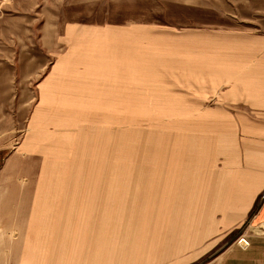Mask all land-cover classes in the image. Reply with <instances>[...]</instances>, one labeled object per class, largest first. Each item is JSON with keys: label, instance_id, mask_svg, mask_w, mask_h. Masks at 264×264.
I'll return each instance as SVG.
<instances>
[{"label": "crops", "instance_id": "1", "mask_svg": "<svg viewBox=\"0 0 264 264\" xmlns=\"http://www.w3.org/2000/svg\"><path fill=\"white\" fill-rule=\"evenodd\" d=\"M90 32L68 29L76 40L90 36L80 56L64 62L87 68L78 76L55 72L56 59L0 168V243H20L17 264H129L135 200L141 211L130 230L137 242L130 264H197L243 225L263 231L249 236V249L233 243L208 264H264V201L257 208L264 192V36L201 33L199 58L164 68L154 59L130 61L132 48L110 43L123 39V30L110 31L113 38ZM210 98L215 106L206 105ZM130 113L198 115L184 116V125L199 131L201 147L199 155L173 158L168 170L153 166L150 185L135 196L127 186Z\"/></svg>", "mask_w": 264, "mask_h": 264}, {"label": "rangeland", "instance_id": "2", "mask_svg": "<svg viewBox=\"0 0 264 264\" xmlns=\"http://www.w3.org/2000/svg\"><path fill=\"white\" fill-rule=\"evenodd\" d=\"M71 27L81 28L85 33L123 30V39L110 40V43L132 48L126 53L127 57H133L130 61L142 59L150 63L154 59L167 68L163 64L183 65L188 58H199L201 33L208 39L218 33L264 36V0H0V168L20 142L39 100L38 84L56 59L60 57L55 72H70L76 76L85 72L87 66L81 70L78 64L75 71L63 59L77 58L78 52L89 43L85 36L90 35L77 36L76 40L68 34ZM115 35L110 32L104 37ZM189 48L191 52L187 54ZM167 100L161 99L165 102L160 105H167ZM46 101L47 94L42 91V104ZM217 102L216 98H210L206 105L215 106ZM39 115L40 108L33 118L34 123ZM184 116L194 119L198 115L128 114L129 195L135 196L136 188L142 184L150 185V172L156 164L168 170L173 158H182L185 153L199 155V131L187 130ZM178 165L180 160L172 166V173L176 174ZM251 196L246 195V199L250 201ZM246 201L244 210L249 203ZM263 201L264 192L257 201V208ZM139 205L135 200L129 203L133 206L128 210L129 264L137 243L130 230L136 228ZM254 231L262 233L263 229L249 231L246 225L241 226L197 264L216 260L233 243L241 249H249V236ZM242 238L245 241L239 244ZM19 249L20 243H0V264H17Z\"/></svg>", "mask_w": 264, "mask_h": 264}, {"label": "built area", "instance_id": "3", "mask_svg": "<svg viewBox=\"0 0 264 264\" xmlns=\"http://www.w3.org/2000/svg\"><path fill=\"white\" fill-rule=\"evenodd\" d=\"M244 241H245V240L242 238V240L239 242V244L242 243V242H244ZM244 244H245V243H244ZM246 245H247V244H246Z\"/></svg>", "mask_w": 264, "mask_h": 264}]
</instances>
